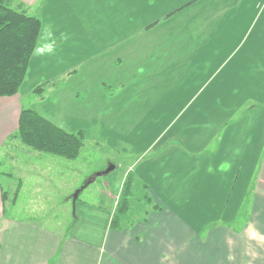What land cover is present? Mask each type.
<instances>
[{"label": "rangeland", "instance_id": "1", "mask_svg": "<svg viewBox=\"0 0 264 264\" xmlns=\"http://www.w3.org/2000/svg\"><path fill=\"white\" fill-rule=\"evenodd\" d=\"M161 1L158 6H145L136 13L135 20L130 18L133 22L130 25V61L124 59L123 67L111 60L115 52L126 51V45L117 47L119 44L109 42L106 37L110 33L103 37L107 29H101L104 34L64 37V41L57 32L59 41L53 40L50 46L46 38L47 25L56 29L71 19L63 20V16L54 19V15L44 12H29L42 19L44 34L38 40L23 87L21 85L22 89H19L24 107L38 108L43 114L66 124L67 128L83 129L85 136L75 159L36 150L15 135L1 145V181L7 191L3 210L6 209V214L31 225L56 230L64 239L71 233L81 212V199L98 202L103 198L112 203L111 195L122 190L127 173L134 170L142 158H149V154L143 153L130 155L131 145L146 147L172 124L167 135L183 133L188 128L187 120L207 97L226 87L234 89L240 78L254 71L256 63L264 59V43L256 44L264 26L261 22L248 27L243 25L254 19V5H248L240 17L232 13L225 23L218 22L212 35L208 29H201L202 25L196 27L195 20L202 19L225 0H204L190 8L189 5L199 0H191L193 2L187 6L186 2L190 0ZM260 1L263 0H255L256 4ZM179 4H185L184 8L179 10ZM67 8L69 15L77 14L73 7ZM172 9L176 12L167 17L173 13ZM156 17L157 21L149 25ZM75 25H79L78 21ZM149 29L152 30L146 32ZM77 30L82 32L80 26ZM222 64L225 65L221 74L209 83L212 73ZM117 74L124 77L123 81L119 84L110 82L109 77ZM40 85L43 89L36 91ZM1 97L4 96H0V102L5 99ZM103 105L105 110H102ZM261 105L255 99H249L225 111L224 115L215 113L223 124L216 132L211 148L218 149L226 129L243 121L254 106L259 108ZM80 106L81 113L84 108L87 110V117L80 116ZM211 111L205 110L204 116L211 115ZM101 112L106 118L98 117ZM182 112L184 115L179 117ZM174 142L177 143L170 141L168 147ZM161 149L150 155L160 154ZM209 149L208 145L199 150L198 157L208 155L209 152L204 151ZM129 166L130 170L126 172ZM95 177L96 181L82 190L74 202L77 191ZM22 183V192L18 196ZM142 194L143 191L138 189L135 197L140 198ZM132 201L135 204L130 216L135 218L134 222L136 218L143 220L144 203L134 198ZM239 208L240 216L232 222L237 227L248 221L250 209L248 203H242ZM256 241L264 248V234L258 235Z\"/></svg>", "mask_w": 264, "mask_h": 264}, {"label": "crops", "instance_id": "2", "mask_svg": "<svg viewBox=\"0 0 264 264\" xmlns=\"http://www.w3.org/2000/svg\"><path fill=\"white\" fill-rule=\"evenodd\" d=\"M203 1L192 3L190 0L186 6L192 3L188 8L194 7ZM18 2L23 3L28 12L34 10L54 15V19L62 16L63 20L71 19L56 29L51 24L47 25L46 38L50 46L53 40L59 41L57 35L64 41V37L85 38L87 35L104 34L101 29H107L103 37L110 33L106 37L109 42L119 44L117 47L126 45V51L115 52L111 60L120 67H123L124 59L130 61V25L133 24L130 18L135 20L136 13L145 6L154 7L162 3L161 0ZM184 5H180L179 10ZM248 5H254L255 15L252 22L250 20L248 25H243L248 27L261 22L264 26V0L257 4L255 0H225L202 19H196V27L202 25L201 29H208L207 32L213 35L218 22L225 23L231 19L232 13L240 17ZM68 6L73 7L77 14L69 15ZM54 12L57 14H52ZM172 12L167 17L176 11ZM243 19H246L245 16ZM76 21L79 25H75ZM78 26L82 32L77 30ZM261 28L256 42L258 46L264 43V27ZM42 32L43 21L40 36H43ZM224 65L216 68L209 83L221 74ZM120 76L112 75L110 82L121 83L124 77ZM245 76L239 77L234 89L226 87L224 91L216 90L214 95L205 97L196 113L187 120L185 125L188 128L183 133L167 135L172 124L146 147L131 145L130 155L149 154V158H142L134 170L150 186L154 201L162 208L151 210L145 220L136 218L133 225L122 229L110 225L121 189L112 193L113 202L110 204L103 198L98 202L81 199V212L71 233L64 239L56 230L31 225L6 214L2 194L7 191L2 185L0 163V264H264L263 244L256 241L258 235L264 234V59ZM1 98L5 99L0 102V146L16 133L24 108L21 90L13 96ZM249 99H255L262 105L259 108L254 106L243 121L229 126L222 136L220 147L213 150L211 146L216 132L223 124L221 117L216 115H224L225 111ZM80 108V116L87 117V110L84 108L81 113ZM33 109L43 114L38 108ZM102 110H105L104 105ZM205 110H212L211 115L204 116ZM43 115L69 131L76 130ZM183 115L184 112L179 117ZM98 117L104 119L106 115L101 112ZM172 140L177 143L168 147ZM208 145L209 151H204L209 152L208 155L198 157L200 154L197 152ZM159 148H162L159 156L150 155ZM19 169L22 171V167ZM128 170L130 166L126 172ZM22 188L23 183L18 196ZM242 203L249 204L248 221L237 227L232 222L240 216L237 210Z\"/></svg>", "mask_w": 264, "mask_h": 264}, {"label": "trees", "instance_id": "3", "mask_svg": "<svg viewBox=\"0 0 264 264\" xmlns=\"http://www.w3.org/2000/svg\"><path fill=\"white\" fill-rule=\"evenodd\" d=\"M41 30V18L30 14L23 3L18 0H0V96H13L19 92ZM42 89L40 85L35 90ZM14 135L34 149L75 159L83 146L85 132L83 129L68 131L37 110L24 107ZM93 181L94 179L89 180L83 185L80 192ZM138 189L143 191L140 198L135 197ZM5 196L7 199V194L3 192L4 201ZM133 198L141 200L145 205L143 220L151 210L162 208L154 201L150 186L139 179L135 170H130L118 198L111 227L122 229L135 223V218L130 216V211L135 204L132 201Z\"/></svg>", "mask_w": 264, "mask_h": 264}, {"label": "water", "instance_id": "4", "mask_svg": "<svg viewBox=\"0 0 264 264\" xmlns=\"http://www.w3.org/2000/svg\"><path fill=\"white\" fill-rule=\"evenodd\" d=\"M114 167H115V166H113V168H114ZM109 170H110V169L106 170L105 172L107 173V172H109ZM79 194H80V189L77 191V193L75 194V196H73V200H74V202H76L77 198L79 197Z\"/></svg>", "mask_w": 264, "mask_h": 264}]
</instances>
